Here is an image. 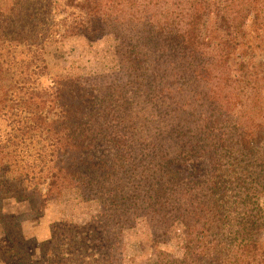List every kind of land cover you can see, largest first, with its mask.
<instances>
[{"label": "trees", "instance_id": "16d2710c", "mask_svg": "<svg viewBox=\"0 0 264 264\" xmlns=\"http://www.w3.org/2000/svg\"><path fill=\"white\" fill-rule=\"evenodd\" d=\"M100 32L119 80L42 84L53 38ZM66 185L103 210L40 243L2 210ZM140 220L184 228L177 264H264V0H0V264H123Z\"/></svg>", "mask_w": 264, "mask_h": 264}, {"label": "rangeland", "instance_id": "374dc122", "mask_svg": "<svg viewBox=\"0 0 264 264\" xmlns=\"http://www.w3.org/2000/svg\"><path fill=\"white\" fill-rule=\"evenodd\" d=\"M53 38L46 46L45 60L48 76L42 79L48 85L49 78L57 75L79 74L88 78H104L115 82L121 78L116 68L114 55V39L107 32L96 34L93 39L84 36L69 38ZM98 152L108 159L113 156V148L109 144H101ZM98 207L92 193L78 194L74 187L66 185L61 199L50 202L43 213H37L27 204L6 203L3 211L9 214H26L23 230L27 237L40 243L49 237L51 223L68 219L76 223L85 222ZM160 231L151 229L145 221L140 220L132 229L125 232V250L114 255L123 264H144L148 260L160 264H177L182 257V247L186 240V232L181 225H175L167 242L159 243ZM8 249V244L0 228V256ZM37 251L33 248V254Z\"/></svg>", "mask_w": 264, "mask_h": 264}]
</instances>
